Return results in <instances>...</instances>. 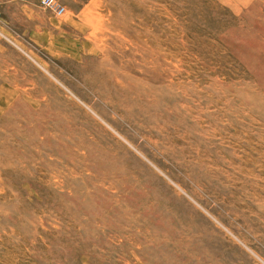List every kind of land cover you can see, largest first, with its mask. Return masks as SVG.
Segmentation results:
<instances>
[{
    "label": "rangeland",
    "instance_id": "1",
    "mask_svg": "<svg viewBox=\"0 0 264 264\" xmlns=\"http://www.w3.org/2000/svg\"><path fill=\"white\" fill-rule=\"evenodd\" d=\"M54 1L0 0V264H264V0Z\"/></svg>",
    "mask_w": 264,
    "mask_h": 264
},
{
    "label": "built area",
    "instance_id": "2",
    "mask_svg": "<svg viewBox=\"0 0 264 264\" xmlns=\"http://www.w3.org/2000/svg\"><path fill=\"white\" fill-rule=\"evenodd\" d=\"M43 3H44L46 6L52 8V9L55 10V11H60V12H62L61 9H60L61 6L58 5V4H56V2H55L54 0H43ZM60 12H59V13H60Z\"/></svg>",
    "mask_w": 264,
    "mask_h": 264
}]
</instances>
